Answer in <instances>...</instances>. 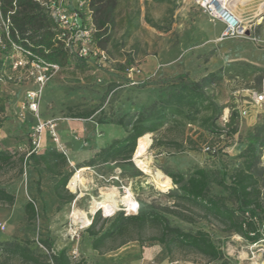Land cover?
<instances>
[{"label": "rangeland", "instance_id": "obj_1", "mask_svg": "<svg viewBox=\"0 0 264 264\" xmlns=\"http://www.w3.org/2000/svg\"><path fill=\"white\" fill-rule=\"evenodd\" d=\"M233 2L237 5L236 0ZM239 7L243 8L244 20H257L258 31H262L264 0H249ZM90 18L87 16V20ZM7 24V18L0 14V33ZM92 24L96 27L94 21ZM108 24L107 30L99 29L100 38L85 42L90 51L85 56L79 55L85 61L72 59L50 72L35 113L22 106L25 91L36 86L30 65L24 62L28 61L25 52L15 46L13 52L5 56L3 70L11 78L5 76L0 80V152L9 154L11 160L0 164V187L13 193L15 199L12 204L0 201V242L31 240L32 248L48 253L39 240L49 238L53 252L66 248L69 254L75 250L78 257L86 254L89 248L91 238L86 228L97 210L102 218L97 224L99 227L119 212L135 214L149 205L158 209L172 206L174 198L171 194L177 191V185L170 179L169 186H158L135 166V150L130 161H88L99 146L98 133H102L103 145L113 137L122 136L125 132L116 123L117 119L166 97L173 89L171 82L157 80L181 72L192 79L209 71H215L220 77L213 88L216 100L222 106L216 118L220 131L212 135L203 131L204 136L199 138L196 127L187 126L184 136H191L197 142L196 149L179 152L170 143H156L158 138L162 142L170 138L180 140L179 131L163 127L147 132L138 142H147L145 157L150 166L165 174L166 171H179L185 176L194 168L203 167L219 176L221 172L230 173L241 165L240 152L251 138H256L257 144L263 142L258 148L254 172L264 204V105L249 98V91L257 88L264 77V45L247 38L218 40L220 25L205 14L196 0H116L112 21ZM19 60L23 65L14 67V62ZM142 82L156 83L143 85ZM87 112H90L87 118L74 117ZM46 120L55 123L57 141L44 130L37 150L60 146L65 149L63 170L71 172L66 188L74 195L67 203L50 201V210L42 198L40 202L41 194L25 191L26 172L34 165L20 160L37 145L36 124ZM97 120L104 122L103 132L97 129ZM72 141L78 142L74 153L69 151ZM82 167L86 168L81 173L82 183L72 190L70 178ZM111 187L120 196L133 199V205L112 213L97 207L95 200ZM209 192L224 195L228 205H235L215 183L209 185ZM30 199L35 201L38 214L28 223L24 204ZM75 209L87 214L88 225H74L72 211ZM165 216L171 225L183 230L202 228L208 231L220 247L223 258L207 263L204 257L180 248H175L170 256L163 245L155 241L150 244H158L161 248L157 258L159 263L264 264V238L255 243L248 242L237 233L223 231L214 219L208 221L197 214H192L193 222L171 213H165ZM153 233L155 230L148 228L144 236ZM122 238L109 240L107 246L117 244ZM0 259L5 260V264H24L2 255Z\"/></svg>", "mask_w": 264, "mask_h": 264}, {"label": "trees", "instance_id": "obj_2", "mask_svg": "<svg viewBox=\"0 0 264 264\" xmlns=\"http://www.w3.org/2000/svg\"><path fill=\"white\" fill-rule=\"evenodd\" d=\"M74 0L65 4L66 7L75 8L79 12L82 28H89L93 23L96 27L91 38H100L101 27L109 28L112 21V10L116 0ZM78 1H83L77 7ZM86 12V13H85ZM88 12V13H87ZM98 13V16L95 15ZM0 14L9 18L7 29L0 33V70L4 69L5 56L13 52L18 46L27 50L28 61L41 59L46 63L65 65L72 59L85 61L74 50L64 47L56 37L59 31L55 16L35 0H0ZM93 18H90L91 16ZM89 16L90 20H87ZM93 25V24H92ZM171 82L173 89L160 100L152 102L143 110L127 112L120 116L116 123L125 131L122 137L111 139L105 146L96 150L88 161L104 163L107 161H130L138 140L147 132L163 127L179 131L181 138H170L162 142L160 138L156 143L172 144L176 151L196 149L197 142L191 136L185 135L187 126H195L199 138L206 131L218 133L216 126L217 115L221 113L222 106L217 102L213 92L220 77L215 71H209L197 79L190 78L181 72L170 78H163L157 82ZM156 82H142L150 84ZM90 112L74 117L87 118ZM98 123H104L97 120ZM1 127V122H0ZM201 129L202 131H199ZM263 142L257 144L256 138H251L240 152L241 165L230 173L221 172L219 176L212 174L203 167L194 168L189 175L179 171H166L172 182L177 185V191L171 196L174 198L172 206L156 208L152 205L141 208L135 214L119 212L106 219L97 227L101 215L97 210L91 218L86 232L91 238V247L99 253L114 249L128 241L136 240L141 244L158 242L165 248L168 255H172L175 248L186 249L200 255L206 262L218 261L223 258L220 247L214 242L208 231L197 228L183 230L171 225L165 213H171L183 220L193 222L192 214H197L205 220L214 219L225 232L237 233L245 240L255 243L264 238V204L261 198V187L254 172L258 162V148ZM11 156L0 152V164L10 162ZM21 161L30 162L34 166H43L45 172L50 174L52 187L60 203H67L74 195L69 193L66 184L71 172H64L66 156L57 147H47L42 151H30ZM215 183L220 186L231 198L234 206L226 202L224 195H213L209 192V185ZM39 181H36L38 189ZM13 193L0 187V201L12 204ZM26 221L31 222L37 215L34 200H27L24 204ZM152 228L155 233L144 236L146 230ZM125 236V237H124ZM123 237L117 244L107 246L109 240ZM31 240L23 242L5 240L0 242V255L14 258L24 264H85L86 258L79 255L72 258L66 248L57 252L52 251V241L49 238L39 240L46 247L48 253L34 249L30 246ZM0 259V264H5ZM222 263H224L222 261Z\"/></svg>", "mask_w": 264, "mask_h": 264}, {"label": "built area", "instance_id": "obj_3", "mask_svg": "<svg viewBox=\"0 0 264 264\" xmlns=\"http://www.w3.org/2000/svg\"><path fill=\"white\" fill-rule=\"evenodd\" d=\"M47 10H51L55 16L59 31L56 37L63 43L64 47L69 50H74L78 55L85 56L89 50L85 42L89 41L95 28L91 24L89 28H82L79 12L75 8L66 7L65 4L72 0H35ZM207 16L215 22H219L222 28L217 36L218 40L228 38H247L255 43L264 45V28L258 31L257 20H242L228 6L227 0H196ZM83 1H78L77 7H80ZM8 23L9 18L7 17ZM8 25H6L7 29ZM23 50V49H22ZM30 54L29 51L23 50ZM103 53V51H100ZM30 65L31 74L34 76L36 86L25 91L22 106L28 111L35 113L39 108V99L42 92L43 84L45 83L50 72L59 68L58 64L46 63L41 59H31L24 61ZM23 65L21 60L14 62V67ZM11 78L5 74V70H0V80L4 77ZM249 98L256 104L264 105V77L257 88H252L249 91ZM47 130L49 136L57 141L55 131V123L51 120L39 121L35 126L36 146L32 149L37 150L40 142L41 132ZM64 154L65 149L61 146L58 148ZM88 225V224H87ZM43 247L41 244H39ZM72 258H77V252L72 250L70 253ZM85 264H93L87 262Z\"/></svg>", "mask_w": 264, "mask_h": 264}, {"label": "crops", "instance_id": "obj_4", "mask_svg": "<svg viewBox=\"0 0 264 264\" xmlns=\"http://www.w3.org/2000/svg\"><path fill=\"white\" fill-rule=\"evenodd\" d=\"M217 23L220 25L218 31L219 34L222 25L219 22ZM96 127L98 130L101 131L103 130V128H105L104 124L102 123H97ZM124 135L125 133L122 136ZM96 139L99 144L96 150H98L100 147L105 146L107 143L111 141L109 140L105 145H103L102 133H98ZM69 144H70L69 151L71 153L72 152L74 153L75 149L78 147L77 146L78 142L72 141ZM33 168H37V170H34ZM33 168H31V170L28 171V173L26 172L25 184L23 187L25 188V191L29 190L30 194H41V196H39L40 202H42L41 201L42 198L44 200V204L46 205L47 209L50 210V201L53 203L60 202L53 190L50 174L44 171L43 166H33ZM39 177H40V182L38 184V189H37V185L35 184V181H39ZM34 205L37 210L35 201H34ZM90 241L91 240H89V248L88 250H86V254H84L83 256L86 258L87 262H91L93 264H164V263H159L157 260L161 249L158 244H141L136 240H131L114 249L99 253L97 250H94L91 247Z\"/></svg>", "mask_w": 264, "mask_h": 264}, {"label": "bare ground", "instance_id": "obj_5", "mask_svg": "<svg viewBox=\"0 0 264 264\" xmlns=\"http://www.w3.org/2000/svg\"><path fill=\"white\" fill-rule=\"evenodd\" d=\"M249 0H236L237 5L233 2V0H227L228 6L230 9L242 20L245 18L243 17L242 10L243 8L239 6H245ZM149 144V143H148ZM148 149L147 142L144 140H140L138 145L136 146L134 152V164L135 166L141 170L144 174L150 177L158 186H169V176L164 172L151 167L149 161L145 157V153ZM151 163V162H150ZM86 168L78 169L70 178L69 184L72 190H76L78 186L81 185V173ZM84 182V181H83ZM127 188V187H126ZM130 189V188H129ZM131 193V192H130ZM133 199L130 197L120 196L118 192L114 188H106L103 191V196L96 199L95 203L97 207H103L108 212L112 213L115 210L120 209L121 207L127 208L133 205ZM76 210V209H75ZM79 209L76 211H72L73 214V223L74 225L78 224H87L89 219L87 214Z\"/></svg>", "mask_w": 264, "mask_h": 264}, {"label": "water", "instance_id": "obj_6", "mask_svg": "<svg viewBox=\"0 0 264 264\" xmlns=\"http://www.w3.org/2000/svg\"><path fill=\"white\" fill-rule=\"evenodd\" d=\"M134 156V155H133Z\"/></svg>", "mask_w": 264, "mask_h": 264}]
</instances>
